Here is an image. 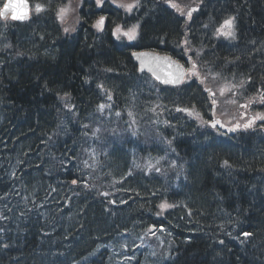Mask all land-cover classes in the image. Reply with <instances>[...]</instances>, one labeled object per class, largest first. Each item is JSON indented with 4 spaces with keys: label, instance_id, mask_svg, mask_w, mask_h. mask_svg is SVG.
Returning a JSON list of instances; mask_svg holds the SVG:
<instances>
[{
    "label": "trees",
    "instance_id": "obj_1",
    "mask_svg": "<svg viewBox=\"0 0 264 264\" xmlns=\"http://www.w3.org/2000/svg\"><path fill=\"white\" fill-rule=\"evenodd\" d=\"M29 1L44 10L33 8L28 23L0 18V264H110L104 250L93 260L91 255L124 234L152 228L165 229L172 242L163 264H264V135L259 130L199 131L189 118L190 112L206 120L213 116L210 110L207 115L199 111L198 103L210 101L203 73L250 85L248 91L264 79V0L207 2L189 26L157 2L126 15L109 5L96 11L86 0L79 11L83 37L62 32L58 12L66 0ZM229 16L235 17V44L215 36ZM101 17L104 30L94 35L92 26ZM137 25L134 44L115 37L117 27ZM136 49L183 61L189 84L162 88L139 75L131 57ZM148 85L157 87L158 94ZM112 86L122 88L116 94L122 107L131 98L133 105H152L158 96H168L162 101L172 113L158 122L164 121L166 130L176 119L166 137L178 171L168 170L163 180L140 167L132 170L120 153L129 149L126 144L82 153L91 133L86 120ZM53 93L63 101L57 103ZM126 112L118 111L121 116ZM119 115L112 120L119 121ZM103 124V137L116 134V128ZM150 131L155 137L156 129ZM180 140L190 149L181 147ZM108 164L107 172L119 179L122 196L116 202L96 193V180L86 174L93 168L99 179ZM172 172L183 177L169 180ZM165 203L171 207L160 215Z\"/></svg>",
    "mask_w": 264,
    "mask_h": 264
},
{
    "label": "rangeland",
    "instance_id": "obj_2",
    "mask_svg": "<svg viewBox=\"0 0 264 264\" xmlns=\"http://www.w3.org/2000/svg\"><path fill=\"white\" fill-rule=\"evenodd\" d=\"M84 1L85 0H66L64 8H68L69 11L63 19H61L60 15L58 14V20L60 22V27L62 29V32L64 33V36L71 35L73 37H83L85 35L82 34L81 31H78L80 18H78L79 14L77 13V11H80ZM210 1L213 0H102V2L105 3V6L109 4L115 5L116 7L123 9L122 11L124 13L129 11H126L124 7H120L119 5L121 4L127 5L138 3V6L134 7L132 10H141L140 7L144 5V3L152 5L153 3L157 2L166 7H171L174 10L175 14L184 21L185 25H188L191 20L194 22L195 19H193V15H196L204 7V5L207 2L209 3ZM172 3L178 5L179 8L184 11V13H187L192 8H195L197 10L192 12L191 19H189L186 14L182 15L181 11L177 10V8L172 7ZM100 5L95 2V6H97V8H100ZM101 10L102 8L96 9V11ZM223 22L221 23V26ZM96 23L92 26L94 35L100 34L101 32V30L95 27ZM66 28L68 29V31H65ZM130 29L131 28L127 30L121 29V32H116V34L118 37H124L126 40H128V42H132L136 38L133 40H129L126 36L123 35V32ZM215 36L218 38V40L222 41L232 42V40H234L226 39L225 37L221 36L219 32L216 33ZM3 38L5 39V37H2V39ZM125 39L124 42H126ZM187 44L188 32L186 31L183 46L185 47ZM188 52L194 53L193 50H189ZM211 75L212 74H209V72L203 73L205 79L204 83L206 82L204 84V90L207 91L210 101L207 100L206 104L202 102L198 103L197 101L195 103H198L202 106L201 110H199L200 112L207 115L210 110V112L212 111L213 116L206 120L207 116L203 117L201 114L194 112H190L191 115L189 114V118L193 120L200 128L199 131L203 130L205 132L211 131V133H216L222 129H226L228 131H231V129L242 130L244 128V124L248 123L258 114H261L259 107L264 103L261 101V97L264 96V79L256 84L257 86L254 90L251 89L248 91V88L251 87L250 85H247V87L236 86L235 84L232 85L229 79L222 80L221 78L212 77ZM189 82L190 79L188 77H185V80L177 84L175 87L178 89H184L185 86L189 84ZM146 89L152 90L153 94H158L157 87L148 85ZM121 91L122 88H116L112 86V88L110 89L106 88L105 93L103 92L101 94L100 105H103L104 107L101 109L99 106V109H95L96 111L94 114H99V116L101 117L98 118V124L94 125L91 123V121L88 122L87 125L85 124L86 127H89L88 130H91V133L89 134L90 137H87V144H82V153L89 151L90 153H96L98 151L107 152L109 150V147L111 146L110 144H113L114 146L122 144L125 146L126 138L131 136L130 139L132 145H136L137 150L140 152L143 150L140 154L132 152L136 155L133 161L128 158V163L130 166H132V170L139 172L137 169L138 167H140V170H142L144 173L157 175L164 180V177L167 176L168 170L178 168V164L175 163V160L171 159V149L168 148L170 141L166 137L167 135L171 134V128L169 127H172L173 121H175L176 119H174L168 126V129L165 130L164 121L158 122L159 120L164 118V116L158 117L155 116L154 113V111L156 110L155 108L159 105L155 104L157 101H155L153 107H151V111L147 113L149 118L145 116V118L142 119L140 117L134 119L132 117H134L133 114L135 110L133 108L135 107V105L132 104V98L130 100V103L127 102L123 106V109H126L127 113L122 114V116L119 115L118 111L116 110V106L118 104V97L116 96V94ZM162 93L163 92H159V94ZM128 95H130L131 97L134 96L131 92H129ZM109 97H111V99H109ZM154 97L156 96L154 95ZM134 104H137V102L135 101ZM117 115H119L120 118L119 121L115 122L116 120H112V118H116ZM91 118L92 117H90L89 119ZM261 121L262 120L256 119L255 124H253L251 128H259V123H261ZM103 123H107L108 125L110 124V127L114 128H117V125L115 124H118L119 126L117 128L116 134L108 138L103 137L101 129V127L105 126ZM143 123L149 125H145ZM214 123L216 124V127H212V124ZM236 125H240V127L236 128ZM152 127L156 129L155 137L152 132H149L148 139L145 143L141 139L137 138L139 137V131L144 132L148 128ZM262 127L260 128V130H262ZM161 128H163L165 131V137L161 134ZM59 133L61 135H64L66 133V128H59ZM132 137H135L136 139L132 140ZM148 148L150 150L147 151ZM105 171L106 170H104V166H102L99 173V179L95 178L93 168L91 171L87 170L86 174L96 180V184H98V186H92L95 187L94 189L96 191H99L96 193L104 192V195L107 199L111 198L110 201L116 202L122 196L120 194V185H118L119 179H117L113 174H110V172ZM178 176L180 175L178 174L176 177ZM159 209V213L160 215H162L167 210H169V207L165 209H161L160 207ZM171 248L172 242L167 234V231L165 230L158 232L155 230H148L143 234H133L129 232L126 235L124 234L118 237L117 240L112 244L99 248L96 255H91V260L95 259L98 256V253H101L102 250H104L106 253H108L106 261H108V263L110 264H163L170 258L171 255H169V253L171 251Z\"/></svg>",
    "mask_w": 264,
    "mask_h": 264
},
{
    "label": "snow or ice",
    "instance_id": "obj_3",
    "mask_svg": "<svg viewBox=\"0 0 264 264\" xmlns=\"http://www.w3.org/2000/svg\"><path fill=\"white\" fill-rule=\"evenodd\" d=\"M97 4L100 5L102 3V0H96ZM120 7H124L126 11L131 12L132 9L134 7L138 6L137 4H121L119 5ZM172 7L177 8V10L181 11L182 15H187V17L189 19H191L192 16V12L196 11L197 9L192 8L191 10H189L187 13H184V11L182 9L179 8L178 5H176L175 3H172ZM35 12L36 13H40L44 10L43 6L40 4H36L34 6ZM69 11L68 8H61L59 10V15L60 18L63 19L64 16L67 14V12ZM10 14V18L13 21H25L28 20L30 18V6L27 3V0H8L7 3H5L2 7V9H0V18L3 19H8V16ZM104 21L105 18L101 17L95 27L99 30H103V25H104ZM137 26H133L130 30L123 32V35L126 36L129 40H133L136 38L137 35ZM65 31H68V29L66 28ZM116 32L119 33L121 32V29L118 27L116 29ZM218 32L221 36L225 37L226 39H235V17H229L227 19L224 20L222 26L218 29ZM193 68H195V64L193 65ZM193 75H197V73L193 72ZM184 73L181 72L179 76H177L175 79L171 80V81H165V83H176L179 80H181L183 78ZM67 97H65L66 99ZM109 99H111V97H109ZM261 101L264 102V96L261 97ZM104 106L100 105V108L102 109ZM178 111H186V109H178ZM191 115V113H189ZM256 119L259 120H264V114H258L256 117H254L252 120H250L248 123L244 124V128L248 129L251 128L253 126V124H255ZM218 123V122H217ZM212 127H216V124H212ZM240 125H236V128H239ZM231 130H235V129H231ZM225 164H227V161L225 162ZM73 183H76V181H73ZM161 209H165L168 207H171V205H168L167 203L165 204H161L160 205ZM243 235L245 237H250L252 236V233L250 232H244Z\"/></svg>",
    "mask_w": 264,
    "mask_h": 264
},
{
    "label": "bare ground",
    "instance_id": "obj_4",
    "mask_svg": "<svg viewBox=\"0 0 264 264\" xmlns=\"http://www.w3.org/2000/svg\"><path fill=\"white\" fill-rule=\"evenodd\" d=\"M31 59L32 60H36V58L35 57H32L31 56ZM158 86L159 87H162V88H169V87H171V85H163V84H158ZM181 93V92H180ZM180 93H177L178 95L180 94ZM178 95H175V94H173V95H171L172 97L173 96H178ZM52 97L53 98H55V100H56V102L57 103H59L60 101H63L61 98H62V95L61 94H55V93H53L52 94ZM168 96L167 95H161L160 97L158 96L157 98H156V103L155 102H152L153 104L155 103V104H159L155 109V111H154V113H155V116H158V117H163V116H166L167 114H169V113H172V111H169V110H167V108H168V104H167V102L166 101H162L163 99H165V98H167ZM128 102L130 103V101L128 100ZM56 103V104H57ZM153 104L152 105H150V104H134L135 105V107L133 108L134 110H135V112H134V114H133V116L135 117V118H137V117H140L141 119L142 118H145V116H144V114L147 116V118H149V116H148V114L147 113H149L150 111H151V107H153ZM93 105L92 104H90V106L89 107H92ZM133 107V106H132ZM116 109L119 111V112H123V107L120 105V106H116ZM262 110H264V109H262ZM95 111L96 110H93V112L91 113V116L90 117H92L91 119H89V118H87L88 120H86V121H91V123L92 124H94L95 125V123H99V119L98 118H100L101 116H99V114L98 115H94L95 114ZM127 113V112H126ZM260 113L261 114H263L264 112L263 111H260ZM153 114V113H152ZM94 115V116H93ZM137 115H140V116H137ZM118 126L119 125H117V128H118ZM117 128L115 129L116 130V132H117ZM2 129H0V131H1ZM151 132V131H150ZM139 133H141L140 131L138 132V134ZM149 134V132H148V129H147V133L142 137V138H139V137H137V138H139V139H141L142 141H144V143L147 141V139H148V135ZM131 136H129V137H127L126 138V142H125V144L128 146V148L129 149H125V150H122V151H120V153H121V155H123L124 157L126 156V158H129L131 161H133V159L136 157V155L135 154H133L132 152H136V153H141L140 151H138L137 150V146L136 145H132V142H131ZM195 138V137H194ZM133 139H136L135 137H132V140ZM83 141V140H82ZM81 141V142H82ZM123 141V140H122ZM80 142V143H81ZM135 143H136V141H135ZM179 143H180V145H181V147H185L187 150L188 149H190V145H189V143H186L184 140L183 141H179ZM226 143H223V144H221L220 146H224ZM111 146L109 147V150L111 149V150H113V149H115V148H117L116 146H114L113 144H110ZM132 145V146H131ZM131 146V147H130ZM114 147V148H113ZM108 150V151H109ZM128 150H130V151H128ZM128 151V152H127ZM127 152V153H126ZM189 152H190V150H189ZM205 153H207V151H205V152H203L202 154H205ZM126 154V155H125ZM28 157V156H27ZM108 159V158H107ZM106 159V160H107ZM201 159H203V158H201V157H199L198 158V160L200 161ZM50 166V165H49ZM111 167H112V165L111 164H108V166H105L104 167V170H106L105 172H107L109 169H111ZM175 169H178V168H175ZM246 169V168H245ZM38 169H35V170H33L34 172H36ZM242 170V169H241ZM247 171H249L248 169H246ZM250 172V171H249ZM177 174L175 173V172H172L171 173V175H170V177H169V180H174V179H176L177 177ZM179 177V176H178ZM180 177H183V175L181 174L180 175ZM9 189V188H8ZM8 192H9V190H7ZM179 197H180V194L178 195ZM178 197V198H179ZM10 215H11V213H10ZM3 217H4V215H3ZM138 233V232H137ZM115 239V238H114ZM111 242V241H110ZM8 243H9V241H8Z\"/></svg>",
    "mask_w": 264,
    "mask_h": 264
},
{
    "label": "water",
    "instance_id": "obj_5",
    "mask_svg": "<svg viewBox=\"0 0 264 264\" xmlns=\"http://www.w3.org/2000/svg\"><path fill=\"white\" fill-rule=\"evenodd\" d=\"M7 2L8 0L6 3ZM133 60L138 64L140 73H149L154 77V79L163 85L176 86L182 82V79L176 83H165V81H171L175 79L180 75L181 72H183L185 75L183 67L167 56H160L152 52H140L133 54Z\"/></svg>",
    "mask_w": 264,
    "mask_h": 264
}]
</instances>
